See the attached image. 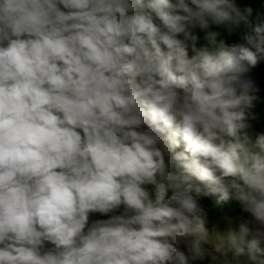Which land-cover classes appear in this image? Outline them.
Here are the masks:
<instances>
[{"label": "clouds", "instance_id": "9594fccd", "mask_svg": "<svg viewBox=\"0 0 264 264\" xmlns=\"http://www.w3.org/2000/svg\"><path fill=\"white\" fill-rule=\"evenodd\" d=\"M261 62L264 9L238 0H0V264H264V231L199 202L264 228Z\"/></svg>", "mask_w": 264, "mask_h": 264}, {"label": "trees", "instance_id": "16d2710c", "mask_svg": "<svg viewBox=\"0 0 264 264\" xmlns=\"http://www.w3.org/2000/svg\"><path fill=\"white\" fill-rule=\"evenodd\" d=\"M238 3L250 4L252 7L256 9H264V0H238ZM211 28L212 30H215L221 33V38L224 39L227 45H232L234 43L243 42L242 41V31L239 29L230 33L226 29H224L222 26L212 25ZM197 35L200 37V39L197 42V47H199L205 44L206 41H204L203 39V32L198 30ZM192 54L194 53L192 52V49L189 48V55L191 56ZM241 79L246 80V81H251L254 84L255 88L257 89L255 94L260 98L256 102L254 108L252 109L253 116L249 117L248 119L249 127L245 129V131H247L248 134L254 140L257 135L264 134V62H261L255 67L248 68L247 71L241 74ZM250 229L252 230V234H254L257 229L264 231V228H262L258 222L252 225ZM249 238H251V235ZM262 242H264V237L260 238V244H259L260 248H261ZM260 256L262 259H264L263 250L260 253Z\"/></svg>", "mask_w": 264, "mask_h": 264}, {"label": "rangeland", "instance_id": "374dc122", "mask_svg": "<svg viewBox=\"0 0 264 264\" xmlns=\"http://www.w3.org/2000/svg\"><path fill=\"white\" fill-rule=\"evenodd\" d=\"M177 150H183V143L180 144ZM257 150L258 149H254ZM199 183V182H197ZM151 189V185L147 186ZM168 195H171L169 191ZM199 202L202 208V215L206 218V227L210 230L226 231L229 226L238 228L242 222H248L249 228L257 222L253 220L249 213L241 208V204L235 198H230L228 201L218 202L216 195H201ZM111 215V214H108ZM108 215H101L100 213H93L89 217V222L96 219H107ZM205 248L209 253L219 255L214 252L211 244H206ZM261 248L264 252V242L261 243ZM231 256V254H229ZM210 257L197 262V264H209Z\"/></svg>", "mask_w": 264, "mask_h": 264}]
</instances>
